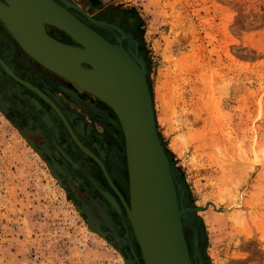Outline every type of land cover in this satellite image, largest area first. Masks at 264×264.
I'll return each mask as SVG.
<instances>
[{"label": "rangeland", "instance_id": "rangeland-1", "mask_svg": "<svg viewBox=\"0 0 264 264\" xmlns=\"http://www.w3.org/2000/svg\"><path fill=\"white\" fill-rule=\"evenodd\" d=\"M108 13L134 25L158 136L183 203L201 208L185 216L193 264H264V0H114ZM48 90L87 147L102 158L112 146L126 164L106 106L76 91L110 121ZM42 110L59 147L87 160ZM63 157L0 91V264H142L125 212Z\"/></svg>", "mask_w": 264, "mask_h": 264}, {"label": "water", "instance_id": "water-1", "mask_svg": "<svg viewBox=\"0 0 264 264\" xmlns=\"http://www.w3.org/2000/svg\"><path fill=\"white\" fill-rule=\"evenodd\" d=\"M58 1L60 4L55 0H0V21L15 27L21 44L4 25L30 58L91 94L113 112L124 140L128 204L102 163L74 136L58 108L39 90L20 82L51 105L76 145L98 163L122 203L142 264H193L185 237V216L201 208L183 203L171 162L157 133L144 60L135 43L122 30L92 20L67 0ZM67 8L79 11L87 22L115 29L121 38H116L115 44L108 42ZM45 25L62 31L75 45L49 36ZM122 40L133 44V52L128 54L124 50ZM0 63L5 67L1 60ZM57 149L76 167L59 147ZM116 212L121 214V211Z\"/></svg>", "mask_w": 264, "mask_h": 264}, {"label": "flooded vegetation", "instance_id": "flooded-vegetation-1", "mask_svg": "<svg viewBox=\"0 0 264 264\" xmlns=\"http://www.w3.org/2000/svg\"><path fill=\"white\" fill-rule=\"evenodd\" d=\"M55 1L58 4H60L58 0ZM67 1L72 5L77 6L83 13L89 16L92 20L96 22H103L108 25L115 26L118 29L122 30L124 34H126L131 38V42L134 41L136 42L138 53L142 56L141 51L139 49L140 43L136 38L134 25L131 22V19L126 16L122 17V16H116L114 15V13L113 14L108 13L109 5L114 0H67ZM67 10L70 13H72L74 16H76L78 19L83 21L89 28H91L93 31L98 33L108 42L115 44L116 38H121L120 33L117 32L115 29L101 26L99 24L87 22L86 18L74 8H67ZM45 31L49 36L62 43L75 45L62 31L52 26L45 25ZM122 47L128 53L133 52V44L130 42H126L122 40ZM0 60L5 66L3 67L0 63V91L1 92L7 91L12 96L13 100L20 103L23 111H25L29 115V117L34 122V124H36L38 128H40L43 131V133L47 136L49 141L54 145L55 148H57L59 147V144L56 142L55 138L51 134L52 128L54 126L51 124L50 120L44 116L45 112L44 110H42V108L44 107H46V109L48 108L49 111L55 115L56 119L60 121L61 126L66 130L70 139H72V137L67 131V128L61 117L58 115V113L51 107V105L47 101H45L39 95L34 93V91L31 90L28 87V85L36 88L41 93H43L58 108V110L63 115L64 119L66 120L67 124L69 125L70 129L72 130L74 136L78 139V141L102 163L111 182L118 189V191L122 193L124 200L128 204V193H127L128 180H127L126 164L125 162H123L124 156L121 155V153H119V151L116 148L112 146L111 147L107 146L106 153L104 154L105 156L101 158L93 150L87 147L86 144H84V142L80 140V137L76 136V132L73 130V126L69 122L67 116H65V113L63 112L64 110H62L63 108L60 103V99L57 98L58 94L56 93L54 95L53 92L48 89L55 88L57 91L62 93L66 98H68L69 101L80 107L86 113H92V114L95 113L96 115H99L102 118H105L108 121H110L111 119L109 117H106L105 114L101 110H99L94 104L90 103L88 99L80 97V95L77 92L84 93L87 96L97 100L99 103L102 102L96 99L95 97H93L91 94L79 89L72 83L66 81L65 79L59 77L58 75L52 73L51 71L47 70L46 68L35 62L21 49V47L16 43V41L9 34L7 29L4 27V25L1 22H0ZM84 67L88 68L89 66L84 65ZM11 74L14 75L15 77H12ZM46 75H50L51 77L55 76L58 77L59 79L57 80L55 78V80H53L51 77ZM20 81L28 85H25ZM59 81H65V83L71 86L74 90L65 88V86L60 84ZM36 99L38 100V102L43 104V107H39L37 104H35L34 100ZM102 104L106 106L104 103ZM10 108L11 107L8 106V109ZM106 108L113 115L109 107L106 106ZM24 121L27 122V119H24ZM83 124H84L83 122L77 121V129L79 133L80 132L82 133V130L85 127V125ZM73 143L76 145L74 140ZM60 149L74 163L77 164L76 167H73L71 163H69L63 157V159H65L66 161V164L70 168H72L73 175L75 177L77 178L80 177L84 180L90 181V183L98 192L100 190L102 192L103 191L107 192L116 199L117 203L119 204L121 214L114 211L110 206L109 207L114 212L116 217L121 218L124 212L122 203L118 198V196L115 195V193L109 186V183L107 182L98 163L89 155L84 153L80 148H79L80 152L87 155L88 157V159L85 161L84 160L76 161L70 156L71 154L68 151L63 150L62 148ZM60 156L62 157L61 153ZM104 201L106 202L105 199ZM134 252L135 253L137 252L139 254V248L137 247V249H135Z\"/></svg>", "mask_w": 264, "mask_h": 264}, {"label": "bare ground", "instance_id": "bare-ground-1", "mask_svg": "<svg viewBox=\"0 0 264 264\" xmlns=\"http://www.w3.org/2000/svg\"><path fill=\"white\" fill-rule=\"evenodd\" d=\"M1 22V21H0ZM4 25H6V27H7V29H8V31L9 32H11L13 35H15L16 37H17V39H18V41H19V39L21 40V36H20V34L17 32V30L15 29V27L14 26H11V25H9L8 23H5ZM20 42V44H21V41H19ZM128 50V49H127ZM127 52V51H126ZM128 53V52H127ZM128 54H130V52L128 53ZM62 115V114H61ZM62 117H63V115H62ZM64 118V117H63ZM65 120V119H64ZM66 121V120H65ZM62 155H63V153H62ZM66 155V154H65ZM64 156V155H63ZM67 156V155H66ZM68 157V156H67ZM73 165V164H72ZM103 193V195L105 196V198L107 199V201L110 203V205L113 207V209L115 210H117V211H120V207H119V204L117 203V201H116V199H114L113 197H112V195H110V194H108L107 192H102ZM196 241H194V245H196Z\"/></svg>", "mask_w": 264, "mask_h": 264}, {"label": "trees", "instance_id": "trees-1", "mask_svg": "<svg viewBox=\"0 0 264 264\" xmlns=\"http://www.w3.org/2000/svg\"><path fill=\"white\" fill-rule=\"evenodd\" d=\"M162 146H163V148H164V145L162 144ZM166 154H167V157L169 158L170 156H169V154H168V152H166ZM170 159V158H169Z\"/></svg>", "mask_w": 264, "mask_h": 264}, {"label": "crops", "instance_id": "crops-1", "mask_svg": "<svg viewBox=\"0 0 264 264\" xmlns=\"http://www.w3.org/2000/svg\"><path fill=\"white\" fill-rule=\"evenodd\" d=\"M14 117V116H13Z\"/></svg>", "mask_w": 264, "mask_h": 264}]
</instances>
